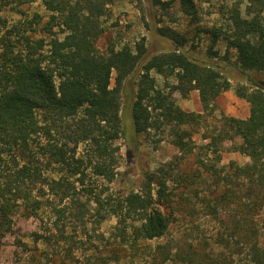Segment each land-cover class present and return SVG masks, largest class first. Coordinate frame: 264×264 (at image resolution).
Listing matches in <instances>:
<instances>
[{
  "label": "trees",
  "instance_id": "1",
  "mask_svg": "<svg viewBox=\"0 0 264 264\" xmlns=\"http://www.w3.org/2000/svg\"><path fill=\"white\" fill-rule=\"evenodd\" d=\"M26 1L0 2V11L16 3L23 14ZM148 1L165 11L178 5L197 24L200 6L212 0ZM41 3L44 14L4 24L0 35V246L21 215L38 220L34 241L55 248L50 253L55 264H93L92 257L78 256L82 239L77 229L89 221L99 229L115 218L110 234L100 233L106 243L97 264H136L142 257L150 264H264V0H222L216 12L223 24L196 30L213 44L223 41L235 50L233 66L247 81L235 92L250 104L247 118L223 116L212 133H201L210 141L201 145L206 155L198 156L199 169L214 178L216 204L235 205L218 233L229 251L214 259L186 238L147 246L167 236L181 215L186 197L170 186L172 179L177 176L176 190L181 189L192 184L191 178L202 177L199 169L183 176L177 166L164 164L144 174L140 190L125 194L114 193L110 184L117 178L123 137L133 149L132 140L140 134L167 126L174 131L173 143L192 153L195 147L185 140L201 132L203 115L182 109L173 91L186 97L198 90L209 108L233 88L230 78L190 55L188 35L171 28L160 34L174 41V50L147 58L140 42L136 47L112 43L101 51L97 43L107 30V0ZM139 65L136 89L126 92L131 134L122 116V96ZM153 71L175 77L169 92L157 86ZM226 150L249 161L220 166Z\"/></svg>",
  "mask_w": 264,
  "mask_h": 264
},
{
  "label": "rangeland",
  "instance_id": "2",
  "mask_svg": "<svg viewBox=\"0 0 264 264\" xmlns=\"http://www.w3.org/2000/svg\"><path fill=\"white\" fill-rule=\"evenodd\" d=\"M7 0H0L6 2ZM107 14L103 17L106 32L99 38L98 47L101 51L115 43L118 47L124 44L136 47L140 42H144L147 48L146 56L162 51L174 50L176 45L168 37L161 35L160 32L166 28H171L186 33L188 42L185 50L194 58L206 64H211L219 68L233 85L232 89L222 92L209 107L205 108L200 100L198 90H192L186 97L178 91H173L176 103L186 111L202 114L201 132H195L191 139L187 138V145L195 147L192 153L188 150L178 148L174 143V131L167 126L160 129H151L147 133L140 134L136 140H132L135 148H129L125 137L118 141L121 156L117 168V178L110 184L111 191L116 194H125L130 189L140 190L143 176L146 172L154 171L157 167L164 164H172L180 169L183 176L190 175L194 170L199 169L197 162L198 156L204 157L206 149H201L210 141L203 140L201 133L214 131L218 125V120L223 116H233L237 118H247L250 114L249 102L238 96L235 87L243 80V74L236 70L233 63L236 61L235 50L228 49L223 41L213 44L211 37L206 33H197L198 27L209 28L214 24L222 25L224 17L216 12L218 3L222 0H212L203 2L200 6V21L193 24L190 18L180 11L178 5H173L168 11L159 6H153L148 0H107ZM23 14L17 12L16 3L4 6L0 11V35L4 32V24L12 25L25 17H31L34 12L45 13L41 0H27L22 4ZM140 66L126 81L125 93L122 98V116L127 130L132 134V119L126 101V92L136 89V80L139 77ZM152 75L157 81V86L169 92L172 85L176 83L174 76L166 77L153 71ZM256 76L258 74H255ZM259 76V75H258ZM114 81V80H113ZM191 129L189 127H182ZM209 129V130H208ZM186 145V146H187ZM230 145L229 142L225 144ZM215 160V159H212ZM231 161L243 165L249 158L239 152L226 150L222 154L221 165H229ZM178 168V169H177ZM226 170L231 169L228 168ZM203 172L201 178H191V185H179L181 189L176 190L179 182L176 178L172 179V186L177 193H182L186 199L182 204L180 217L172 224L167 236L161 239L149 241L147 246L156 245L160 242L169 240L176 243L177 239L186 238L189 242L196 241L201 247L202 252L209 253L211 259L226 254L227 242L218 236L219 232L224 231L223 219H227L229 209H235L234 204L221 206L216 204L215 197L212 195L214 190V178L210 171L202 166L199 169ZM197 192V195L196 193ZM211 205V206H209ZM116 219L111 218L103 223L101 227L93 228L94 224L87 222L86 228L83 224L77 229L79 247L78 256L92 257L91 262L97 264V256L103 251L106 241H101L100 233H105L106 237L110 234ZM40 224L34 218H25L17 215L14 218V230L4 238L0 246V264H55L51 260V254L55 248H49L42 242L34 241L33 232L40 231ZM105 253V252H104ZM95 255V256H94ZM104 255V254H103ZM130 264V263H114ZM136 264H150L146 257L140 258Z\"/></svg>",
  "mask_w": 264,
  "mask_h": 264
}]
</instances>
